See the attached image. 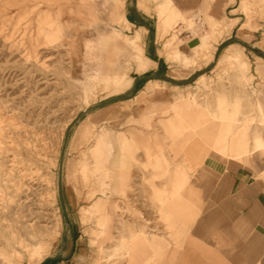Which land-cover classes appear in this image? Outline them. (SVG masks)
Wrapping results in <instances>:
<instances>
[{
	"label": "rangeland",
	"instance_id": "rangeland-1",
	"mask_svg": "<svg viewBox=\"0 0 264 264\" xmlns=\"http://www.w3.org/2000/svg\"><path fill=\"white\" fill-rule=\"evenodd\" d=\"M165 1L145 0L140 44L159 61L138 72L129 47L118 54L112 44L139 28L121 18L127 8L136 10L137 0H0V264L44 262L68 220L83 225L87 264H203V248L189 240L199 212L193 171L209 155L242 160L231 157L241 139L250 147L255 134L264 138V62L255 69L243 48L251 32L264 33V0H238V9L220 20L207 14L176 19L161 37L158 7ZM228 2L232 10L235 1ZM235 12L243 19L231 35ZM48 13L66 22L61 35L38 32ZM228 36L235 43L229 47L221 43ZM207 40V52L187 64L184 56L193 57ZM86 43L103 59H91ZM227 48L248 67L222 59ZM122 75L131 86L112 92L104 80ZM146 75L157 77L139 81L132 92ZM173 104L180 106L176 116ZM219 105L227 112L215 119ZM228 125L232 134L223 147ZM253 155L264 158V150ZM66 187L82 199L76 209L68 207ZM151 235L154 245L145 241ZM9 236L15 244L6 257ZM122 239L128 250L109 259ZM39 244L46 253L37 263L30 247Z\"/></svg>",
	"mask_w": 264,
	"mask_h": 264
},
{
	"label": "crops",
	"instance_id": "crops-1",
	"mask_svg": "<svg viewBox=\"0 0 264 264\" xmlns=\"http://www.w3.org/2000/svg\"><path fill=\"white\" fill-rule=\"evenodd\" d=\"M172 1L188 17L207 14L209 19L227 18L228 12L237 10L239 4L234 0L231 10L228 0ZM138 2L135 11L130 7L126 9L125 16L131 25L146 28L144 15L147 14L138 7ZM229 19L238 20L232 35L243 16L235 12ZM249 35L252 38L249 43H243V48L257 69L264 62V33L256 30ZM231 37L221 43L228 42V47L234 45ZM148 54L158 64L157 54L152 50ZM245 157L236 160L209 155L193 171L192 187L199 199V212L191 224L189 240L203 248V264H264V158L253 154ZM65 190L68 207L76 209L82 201L78 192L72 187ZM86 243L82 223L68 220L60 233L55 254L40 264H87ZM192 255L188 251L187 257Z\"/></svg>",
	"mask_w": 264,
	"mask_h": 264
},
{
	"label": "bare ground",
	"instance_id": "bare-ground-1",
	"mask_svg": "<svg viewBox=\"0 0 264 264\" xmlns=\"http://www.w3.org/2000/svg\"><path fill=\"white\" fill-rule=\"evenodd\" d=\"M144 2H145V0H139L138 7L140 9L146 10ZM158 13H159L160 21H161L159 26H158V31H159L161 37H163L167 33L168 27L171 25V23L174 20H176V19H188V17L184 13H182L180 10H178L176 8V6L174 5L172 0H166L165 3L159 5ZM121 18H122V22L128 27L130 25V22L127 20V18L125 16H122ZM218 20H220V19H218ZM65 26H66V22L64 20H62L61 15L57 14L56 16H53L52 14L48 13V14H46V16L44 17L43 20L39 21V26H38L37 30L39 33L43 32L45 35L50 30L57 32V33H59V35H61L63 33V28ZM143 29L144 28H138L132 37H129L128 35L124 36V35H121L118 33L119 35H117L116 39L112 43L113 48L117 49L116 52L118 54L120 53V50L126 49V46L129 47L131 61L133 62L134 66L136 68V71H138V72H145L152 65H156V62L154 60H152V59H150L144 55L143 47L140 44L141 43V31ZM213 36L214 35L212 33H210L207 38L212 39ZM34 39H35V37H34ZM174 42H172V43H174ZM198 46L199 47H197L198 49H196L195 55L193 57L184 56L185 62L187 64L196 63L197 58L199 56L198 53L200 51L204 52V53L207 52L206 49L209 47V41L207 40L206 42H201V44H199ZM85 48L91 51V56H90L91 59L96 60V61L97 60L100 61L103 59L104 56L102 55V53L97 52V51H95V53H94L93 47L90 43H86ZM175 50H176V48H175ZM86 52H88V51H86ZM175 52L177 53L176 56L180 55V51L178 49ZM237 57L238 56L233 54L231 49H229V48H227L226 52L222 55V59H226V58L232 59L238 65L239 70L246 69L248 67L247 63H245L244 61H240ZM100 75H102V73H100V72L95 73L94 75L91 76V79H89V81H92V80L94 81V79H98V77H100ZM104 81L107 84V87H109L112 90V92H114V93L122 92L123 90H126L131 86V79L124 77V75H122L121 77L113 76V77L105 79ZM92 87H93L92 83H88L85 85L84 89H85L86 99L89 97L90 92L92 90ZM192 106H196L194 101H193V103H191V107ZM234 107L235 108L233 110V113L238 112V104L237 103L234 104ZM258 107L260 109V104H258ZM179 108H180V106L177 104H173L170 107V110L173 111L174 116L179 114V112H180L178 110ZM226 112H227L226 108L219 105V114L214 115L213 117L215 119H217L221 116L224 117ZM260 121L264 124V114L263 113H261ZM223 128H224V132L222 133V136H221V142H222V146L224 147V146H226L227 141H229V139L231 137L232 126L228 125V126H225ZM260 150H264V138L260 134H255L252 137V144L250 145V147L247 146L246 141L241 139V142L238 143L236 145V148L233 150L231 157L243 158L244 156H247L249 154L251 155V154H253L257 151H260ZM105 185H106V183L103 181L102 182L103 188ZM103 188H102V192H103ZM140 231H142V230H140ZM145 241L150 245H154L155 242H157V239L153 235H151L149 237L145 236ZM14 244H15V239L12 236L7 237V239L5 240V247H6L5 253H3L6 257H10L8 247H13ZM30 248H32L30 250V257L34 260L36 259L37 263L42 262V260L44 259L43 258L44 254L46 253V250L43 247V245L39 244V245H35L33 247H30ZM30 248H28V249H30ZM128 248H129L128 241L122 239L117 244L115 250L109 254V259L118 256L119 254L128 250ZM140 254L142 256V253H140Z\"/></svg>",
	"mask_w": 264,
	"mask_h": 264
},
{
	"label": "water",
	"instance_id": "water-1",
	"mask_svg": "<svg viewBox=\"0 0 264 264\" xmlns=\"http://www.w3.org/2000/svg\"><path fill=\"white\" fill-rule=\"evenodd\" d=\"M197 43V40H195L194 42L190 43V46L194 45ZM157 75H146V76H142L140 78L137 79V81L135 82L134 86L131 88V91L134 92L136 90V87H137V83L143 79H146V78H156ZM129 96L128 95H124V96H117V97H114L110 100H107L105 102H102L100 103L99 105H97L96 107H103V106H106V105H109L113 102H117V101H122L124 99H127ZM59 182H60V195H62V161H61V164H60V171H59Z\"/></svg>",
	"mask_w": 264,
	"mask_h": 264
}]
</instances>
